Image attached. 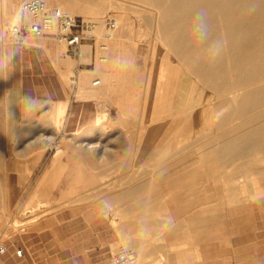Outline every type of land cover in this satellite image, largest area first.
<instances>
[{"label": "rangeland", "instance_id": "obj_1", "mask_svg": "<svg viewBox=\"0 0 264 264\" xmlns=\"http://www.w3.org/2000/svg\"><path fill=\"white\" fill-rule=\"evenodd\" d=\"M46 1L95 22L92 81L102 73L110 80L80 89L96 97L101 122L89 113L79 129L65 130L58 116L66 103H50L35 115L32 133L17 134L8 124L0 54V245L9 248L0 264H20L14 256L22 233L68 208L94 209L113 253L127 250L131 233L161 248V230L186 232L191 241L178 248L194 253L208 224L244 223L246 238L264 227V148L208 143L256 126V115L264 121V99L262 106L240 107L242 96L264 87V0H231L228 13L222 0ZM115 19L107 41L105 26L115 28ZM196 21L202 29L193 33ZM186 33L183 52L177 42ZM191 53L205 63L215 58L217 81L193 71ZM225 84L230 90L221 91ZM77 179L82 188L72 183ZM145 179L140 194H107ZM165 257L147 256L145 264H168Z\"/></svg>", "mask_w": 264, "mask_h": 264}, {"label": "crops", "instance_id": "obj_2", "mask_svg": "<svg viewBox=\"0 0 264 264\" xmlns=\"http://www.w3.org/2000/svg\"><path fill=\"white\" fill-rule=\"evenodd\" d=\"M23 1L0 0V54L7 87L8 124L17 129L13 133H32L36 114L50 107V103L55 107L57 103L65 102L63 128L79 129L89 113L95 120L99 109L95 96L80 95L81 88L94 89L92 78L98 61L94 46L86 41L81 54L72 55L67 53L64 42L52 37L26 39L24 42L11 39L8 25L26 18ZM61 3L67 5L64 1ZM80 12L91 13L87 7H82ZM30 164L37 165V162L34 160ZM72 166L82 168V164ZM73 183L82 188L80 180ZM64 196L70 198L72 194ZM114 227L117 233L121 231L116 221ZM106 229L94 209L68 208L66 212L43 218L22 233L16 241L17 250L22 249V254L15 251L14 257L19 258L20 264H107L113 251L111 239L105 237ZM174 230L160 231L161 248L146 244L143 234L135 236L139 240L136 241L133 239L136 234L132 233L130 240L125 235L128 240L125 247L131 253H140L146 262L147 256L163 254L168 264H264V227L260 225L252 228L251 238H246L244 223H225L219 229L208 224L194 253L178 248L190 243L191 238L186 232ZM6 247V251L0 254L9 252Z\"/></svg>", "mask_w": 264, "mask_h": 264}, {"label": "built area", "instance_id": "obj_3", "mask_svg": "<svg viewBox=\"0 0 264 264\" xmlns=\"http://www.w3.org/2000/svg\"><path fill=\"white\" fill-rule=\"evenodd\" d=\"M22 10L29 15L30 19L12 22L7 28L10 38L17 42L48 36L64 42L67 53L80 55L83 44L94 40L95 22L84 16L70 14L59 6H52L46 0H24ZM99 83L100 79L95 78L93 85ZM6 249L5 245H0L1 253ZM17 253L21 255L22 249H19ZM107 264H133V257L124 249L113 253Z\"/></svg>", "mask_w": 264, "mask_h": 264}, {"label": "bare ground", "instance_id": "obj_4", "mask_svg": "<svg viewBox=\"0 0 264 264\" xmlns=\"http://www.w3.org/2000/svg\"><path fill=\"white\" fill-rule=\"evenodd\" d=\"M230 1L231 0H222L221 7H222V10L224 12H226V13L232 11L231 7H230ZM195 3L199 4V0H195ZM59 7H61V6H59ZM62 9L65 10L64 8H62ZM65 11L70 13V14H73V13L67 11V10H65ZM71 11L74 12V10H71ZM25 19L28 20L30 18H25ZM102 22L104 24V21H102ZM198 24H200L198 21H196V24L193 23V26H196L194 28V30H193V33L194 32L198 33V31H200L202 29L201 25H198ZM98 25H99V23H98ZM104 26H105V24H104ZM117 27H118V23H117L116 19H115V28L107 29V27L105 26V30L106 31L104 30V38L107 41H109V40H111V38H113L114 31L117 29ZM187 30L190 32L191 29L190 28H186L185 31L187 32ZM187 44H188V34L186 33V34H183L182 36H180L179 41L177 42L178 49H180V51H183V52L186 51L185 48H186ZM250 47H252V46H250ZM186 52L184 53L185 54L184 56L187 55ZM196 56H195V53H191V55L188 54V56H187L190 64L192 65L191 68L193 69V71L196 70L197 72H199V75L201 77H204L205 79H207V81H211V82L212 81H217V78H218L217 72H216L217 69H216V66L214 64L215 58L213 57V58H211V61H209L208 63H205V62L202 61L201 58H199V57L197 58ZM255 75L256 74H253L251 76H247L244 79V83H249V81L253 82L254 79H255ZM100 77H101L100 78V83L104 82V83L108 84V82L110 80V77L107 74H103L102 73L100 75ZM93 81H92V84H93ZM228 90H230V87L228 85H226V84L222 85L221 91H228ZM263 99H264V87L255 88V89H253V93L251 95H244V96L241 97V99H240V104H241L240 107H248V106H250V107H255V106L258 107V106H262ZM64 112H65V107L63 105V106H61V109L59 111V116H58V123L59 124H60V121L62 119V116L64 115ZM260 118L261 117L259 115H256L255 117H253L252 120L258 121L257 125L256 126H252V128L243 131L241 134H239L236 137H233V138H230V139H227V140H225V139H222V140L214 139V140L208 141V143L211 146L213 145V146H216V147L217 146H219V147L222 146L223 147V146L238 145V146H240L241 149L242 148L245 149L246 147L264 148V121H261ZM95 120H96L97 123L101 122V116H97V118ZM243 126H244V123H241L238 127L243 128ZM232 130H230V131H232ZM90 146H93V144H91ZM147 181L148 180L145 179L143 181L137 182L136 185H134V186H132L130 188L122 189L121 191L113 192V193H107V194H121V196H122V194H135V193L137 194V192L141 193V192H143L142 189H144V187H146ZM72 183L70 181V184H72ZM117 197H118V195H115V198H117ZM132 254L134 256H136V259L133 260V264H145V263H147L146 261L143 260V258L142 259L138 258V257L141 258V256H139L140 253L133 252Z\"/></svg>", "mask_w": 264, "mask_h": 264}]
</instances>
